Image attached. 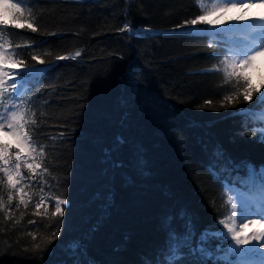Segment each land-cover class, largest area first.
Wrapping results in <instances>:
<instances>
[{
  "label": "trees",
  "instance_id": "obj_1",
  "mask_svg": "<svg viewBox=\"0 0 264 264\" xmlns=\"http://www.w3.org/2000/svg\"><path fill=\"white\" fill-rule=\"evenodd\" d=\"M31 12L36 31L11 16L7 29L18 57L43 71L28 95L49 173L46 186L25 181L26 209L4 194L0 264H159L170 231L189 244L175 264H227L192 249L205 229L222 227L230 189L264 179V142L243 111L255 94L222 107L233 89L206 71L219 64L208 47L217 30L180 27L200 14L196 0H36ZM244 72L264 91V74ZM45 193L67 201L62 217H51L47 198L36 209Z\"/></svg>",
  "mask_w": 264,
  "mask_h": 264
},
{
  "label": "snow or ice",
  "instance_id": "obj_2",
  "mask_svg": "<svg viewBox=\"0 0 264 264\" xmlns=\"http://www.w3.org/2000/svg\"><path fill=\"white\" fill-rule=\"evenodd\" d=\"M253 2L264 7V0H196L200 14L193 19L185 20L180 27L195 28L197 25H209L217 30L212 34L216 39L212 40L208 47L212 50L214 58L219 60V64L213 65L206 71L221 72L223 84L220 87L231 85L233 89L224 96L223 100L227 101V104L222 101V107L240 103L241 95L243 102L252 101L255 94L256 104L243 111L247 119L259 124V127L254 128L253 131L258 134L261 142H264V91L251 85L249 76L244 72V69L248 68L257 56L264 53V13L258 17L243 15L245 4ZM35 3L36 0H0V132L13 138L12 142L0 140V174H3L0 178V210L5 209L6 206L4 194L7 196L9 205L14 200L15 194L19 197L17 208L20 205H23L25 209L29 206L32 197L26 189L30 187V183H25V181L39 177L40 184L47 185L44 175L49 173V168L44 164L48 154L47 146L33 138V126L38 125L33 107L34 98L28 95L31 91L28 86L43 71H40L41 68L35 64H29L18 57L10 42L6 19L11 16L14 24L22 20L23 23L16 24L17 27L26 25L32 31H36L34 24L25 19L27 13L32 20H35L31 12ZM237 7L242 10V14L231 21H220L219 16L215 19L210 18L217 13ZM221 24H227L228 27H221ZM121 30H127V25ZM26 47L31 49L32 45L29 44ZM80 54V51H77L70 57L58 56L56 59H76ZM31 58L33 61L38 60L36 54H33ZM39 62L40 64L46 63L44 60ZM7 64H11L12 67L5 68ZM261 87L264 88V84ZM205 105H211V101H205ZM59 136L63 137L64 133H59ZM50 139L54 140L56 137ZM22 169H26L29 175L25 176ZM230 191L232 195L225 200V204L230 206V214L218 221L222 227L217 231L205 229L201 233L198 247L192 251L198 252L203 259L216 257L224 259L227 264H256L253 257L260 248H264V180H260L258 187L253 180L247 192H241L235 188ZM41 193H44V187H41ZM46 198L54 202L51 217H62L64 215L63 206L67 203L62 198V194L45 193L41 195L35 204L36 209L45 204ZM35 214L41 215L39 212ZM44 214H48L47 207L44 209ZM254 217L259 219H254ZM6 218L11 219V217ZM29 223L35 222L29 221ZM249 224H259L260 227L250 234L242 235L243 228ZM35 239L36 236L33 234V240ZM212 240L220 241L215 249L208 247ZM225 243L227 247L224 246ZM188 246L186 237L170 231L167 251L159 264H175ZM34 248L37 251H43L38 243L34 245ZM219 253H223V256L219 257L217 255ZM230 256L235 259H228ZM145 264H155V262L149 260Z\"/></svg>",
  "mask_w": 264,
  "mask_h": 264
},
{
  "label": "rangeland",
  "instance_id": "obj_3",
  "mask_svg": "<svg viewBox=\"0 0 264 264\" xmlns=\"http://www.w3.org/2000/svg\"><path fill=\"white\" fill-rule=\"evenodd\" d=\"M243 15L245 17H258L261 13H264V7H261L259 3L253 2L251 4H245L244 6ZM242 14V10L237 7L233 9H229L223 13H217L216 15L210 17L211 19H215L216 16H219L220 21H231L234 17L240 16ZM225 25L228 27L227 24H221L220 26ZM212 27V26H211ZM11 64L5 65V68H11ZM252 73H255L254 76L257 77L256 72L259 74H264V53L260 56H257L256 59L252 62V64L248 67ZM256 71V72H255ZM0 140L5 142H12L13 138L9 136H5L3 132H0ZM261 177L264 178V170L260 173ZM264 180V179H263ZM254 219H259L258 217H254ZM259 224H249L248 226L243 228L241 232L242 235L250 234L252 231H256L259 229ZM239 230V228H237ZM257 259H255V258ZM253 259L256 261V264H264V248H260L259 252L255 254ZM261 262H260V261Z\"/></svg>",
  "mask_w": 264,
  "mask_h": 264
}]
</instances>
